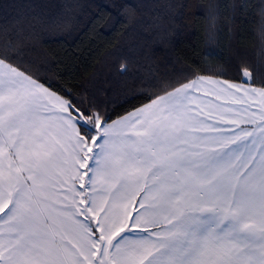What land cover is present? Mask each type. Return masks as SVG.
Here are the masks:
<instances>
[{
  "label": "snow or ice",
  "instance_id": "1",
  "mask_svg": "<svg viewBox=\"0 0 264 264\" xmlns=\"http://www.w3.org/2000/svg\"><path fill=\"white\" fill-rule=\"evenodd\" d=\"M211 72L113 119L6 38L0 264H264V70Z\"/></svg>",
  "mask_w": 264,
  "mask_h": 264
},
{
  "label": "trees",
  "instance_id": "2",
  "mask_svg": "<svg viewBox=\"0 0 264 264\" xmlns=\"http://www.w3.org/2000/svg\"><path fill=\"white\" fill-rule=\"evenodd\" d=\"M101 8L111 16L94 29ZM6 38L115 119L192 68L228 79L242 61L264 70V0H0Z\"/></svg>",
  "mask_w": 264,
  "mask_h": 264
}]
</instances>
